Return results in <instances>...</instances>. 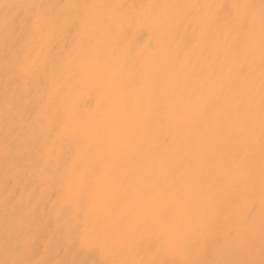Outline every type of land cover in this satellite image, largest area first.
Here are the masks:
<instances>
[{"label":"bare ground","instance_id":"bare-ground-1","mask_svg":"<svg viewBox=\"0 0 264 264\" xmlns=\"http://www.w3.org/2000/svg\"><path fill=\"white\" fill-rule=\"evenodd\" d=\"M237 2L260 4V0H0V17L5 4L17 3H211L224 5L220 15L226 16L232 11L228 6ZM48 11L55 15L61 9ZM161 11L179 17L197 14V10L183 7ZM28 24V13H21L17 27L26 31ZM223 31L218 26L190 50H185L181 35L169 48L160 51L154 46L155 38L149 29L128 30L120 40L118 53L127 49L137 56L108 73L109 81L114 82L101 106L95 88L80 85L72 78L61 59L63 44L56 47L40 72L25 77L16 70L25 52L17 48L6 56L5 33L0 27V260L17 258V249L31 243L33 250L28 258H44L50 264H94L103 257L91 248L82 247L79 233L97 227V219L114 228L129 214L149 210L195 219L209 212L210 201L219 210L216 224L234 229L235 247L228 249V258H248L257 264L264 260L259 226L258 142L253 160L254 187L241 185L234 190L227 182L235 145L223 130L230 123L231 99L238 82L227 71L231 54L222 44ZM193 33L199 34L195 23L188 29V36ZM68 43L71 45V41ZM177 48L182 59L187 56L183 74L191 81V100L180 94L174 97L168 61ZM210 70L214 72L211 79H202L201 73ZM153 92L159 95V101L150 105ZM65 98L80 117L72 122L73 127L84 128L77 141L69 142L51 130L50 121L63 113ZM205 102L210 105L208 118L198 122L194 106ZM150 107L164 112L165 118L155 122L143 138L138 134L136 143L143 144L146 152L160 160L181 166L183 173L202 172L199 185L178 184L151 161L134 166L131 159L134 146L125 144L115 154L109 149L117 134L130 128L137 115ZM96 113H100L99 118L88 119ZM81 120L87 123L82 125ZM75 153H78L76 163L68 167ZM65 170L67 179L63 175ZM53 173L55 180L46 179ZM217 177H225V183L217 184ZM67 182L75 190L72 196L67 195ZM80 193L94 202L91 225ZM250 212L256 223L249 243L245 220ZM129 258L135 264H147L178 257L166 254L158 244L146 240ZM208 258L213 257L209 254Z\"/></svg>","mask_w":264,"mask_h":264},{"label":"snow or ice","instance_id":"snow-or-ice-1","mask_svg":"<svg viewBox=\"0 0 264 264\" xmlns=\"http://www.w3.org/2000/svg\"><path fill=\"white\" fill-rule=\"evenodd\" d=\"M4 14L0 17V27L5 33L4 46L6 56L12 50L21 48L25 55L17 65V71L27 77L40 72L46 66L47 59L56 47L64 45L61 53L63 63L72 73V78L78 84L97 90L98 101L104 104L105 96L111 84L108 73L115 67L128 61H134L137 54L131 50H120L119 43L130 29H149L155 38V47L160 51L169 48L178 36L184 37V48L190 50L198 45L213 29L221 26L223 34L221 41L231 54V62L227 71L234 74L238 86L233 90L229 125L224 128V135L234 142V156L229 160L227 182L234 190L241 185L254 187V156L257 142L260 153V189L261 212L259 216L261 253L264 255V0L260 4L233 3L228 7L232 10L226 16L220 15L224 5L193 4V5H157L140 4L125 5L121 3H75L61 5H43L39 3L5 4ZM191 8L197 10L195 16L179 17L161 11L164 8ZM59 8L55 15L48 9ZM258 9V11H257ZM28 13V29L21 31L17 20L21 13ZM195 23L199 34L188 36V29ZM68 41H71L69 45ZM172 73L171 85L175 94L191 100V81L183 74L187 64V56L182 59L179 48L171 52L168 61ZM213 71L201 73V78L210 80ZM114 77V73H113ZM258 79V84H257ZM159 101V95L153 92L150 105ZM62 114L55 121H50L51 130L58 137L69 142L77 141L84 128L73 127V121L80 119L78 113L65 98ZM196 119L203 122L208 118L210 105L206 102L195 105ZM100 113L88 117L89 120L99 118ZM165 118L164 112L151 107L139 113L130 128L118 133L116 139L109 145L115 154L123 145L130 148L134 166L140 167L144 161L158 165L162 173L178 184L193 183L199 185L203 176L200 171L183 173L181 166L160 160L151 152L144 150L143 144L136 143V136L142 138L148 134L149 128L157 121ZM81 120V124H86ZM78 153L73 154L68 167L76 163ZM60 166L57 165V171ZM63 175L67 179L68 172ZM46 179L55 180L53 173ZM217 184L225 183V177H217ZM67 195L74 194L71 182L66 184ZM113 196L119 195L112 193ZM85 202V214L89 225L93 222L94 202L80 193ZM218 209L209 202V212L192 219L190 217L169 216L163 211H147L143 214H129L124 217L118 228L103 225L97 219V227L85 228L79 233V243L82 247L91 248L101 254V260L94 264H135L130 255L137 252L146 240L158 244L162 251L173 257L172 260L149 261L147 264H257L248 258H228L229 248L235 247L233 231L226 225L216 224ZM256 220L251 212L245 224V236L249 243L253 237L252 229ZM227 224V222H226ZM31 243L17 249V258L0 260V264H50L44 258H28ZM120 255H117V253ZM209 254L213 258L209 259ZM23 257V258H21ZM64 264V262H61ZM75 264V262H73ZM259 264H264L261 260Z\"/></svg>","mask_w":264,"mask_h":264}]
</instances>
